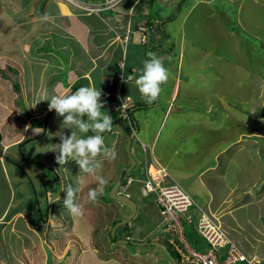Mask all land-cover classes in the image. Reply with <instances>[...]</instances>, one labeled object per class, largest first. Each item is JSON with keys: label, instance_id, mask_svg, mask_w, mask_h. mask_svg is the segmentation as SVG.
<instances>
[{"label": "crops", "instance_id": "1", "mask_svg": "<svg viewBox=\"0 0 264 264\" xmlns=\"http://www.w3.org/2000/svg\"><path fill=\"white\" fill-rule=\"evenodd\" d=\"M152 1L122 0L118 4H113L112 7L105 8L107 12L103 16L100 14L102 9L85 10L67 0H42V4L38 5L35 11L31 13L29 11L27 18L18 19L21 20V23L25 21L27 24L35 22V25L34 27L29 25L24 32L20 31L19 34H16L17 38L23 39L27 35L28 38L30 35H33V31L34 33L36 32L35 28L39 30V33L32 42L36 44L34 48H31V42L28 38L27 47L18 46L19 48L15 47L6 52L11 60L7 64V67L13 73L18 72L21 90L17 89V92H19L16 98L14 95V97L7 95L9 99L4 102L10 104L7 107L10 108V111L7 109L9 111H7L8 115L17 117V121L20 117L22 121L19 120L20 129L11 137L8 136L10 137L8 140H5L6 135L4 136L5 139H3V134L0 132V178L3 177L4 183L9 184L14 191L15 187L20 186L21 179H27L26 177L31 178L34 183L41 181L46 187L47 185L50 186V183L54 181H51L46 176L48 171L52 170L56 172L57 169H61V171L68 169L67 163L61 168L57 162L53 163L54 160L56 161L55 156L58 153L47 150L52 147V144L59 143V138L55 135L58 131H63L67 135L70 134L71 130L62 128L63 117L58 116L55 110L48 109L47 100L40 99L46 96L51 97L52 95L63 94L68 91L74 92L82 86H95L102 91L101 100L105 101L102 111L110 114L113 119L112 130L102 134L104 142L106 146L110 145L108 147L114 149L116 152V157L112 160L103 156L97 158L102 161V169L98 174L104 179V183L100 185L98 199H101L102 204L117 206L115 208L117 212L112 211L113 214L111 213L112 216L109 219H107L108 217L102 219L103 230L98 229V215L94 211L95 208L93 210L88 209L80 216H74L68 212L70 219H65L63 216L59 217V213L63 208L57 205V210L55 211V208L52 207L51 211V203L48 202V212L46 215L50 218L53 215L52 217L54 218L51 220V223L57 222V225L62 226L60 229H71L73 232L71 234L78 240L83 241V238H88V245L91 234L98 230L104 232L105 227H107L105 224L109 225V229L106 231L109 236L113 222L122 219L130 212V209L124 211V208L121 206L122 204L119 205L120 203L118 204V202H104L102 200L104 187L109 186L110 188V184H113L120 176L121 169L129 165L124 147L126 144V134L122 126L114 124L118 118L109 107V102L112 100L111 87L118 72V62L122 58H124L129 76L134 78L138 75L137 70L143 67V61L149 58V53H155L163 59L164 66L169 71V78L165 84L161 85L162 91L157 101L152 104L146 103L142 99L132 78L122 84V95L130 102L129 108L132 111L133 120L136 125L137 140L144 144L148 160L152 161L155 165L165 168L195 202L199 206L204 207L205 211L218 221V217L220 216L221 218L223 215L222 219L228 222L235 221L233 216L231 217V215H235V211L231 210L230 200L236 197L233 192L240 189V192L235 193L238 197V209L241 210L243 206L250 207L254 205L252 200H255L257 203L256 208L251 209V211L253 216L258 217L257 226L264 233V219L262 218L264 215V188H262V185L264 186V183H262L260 188H257L256 182L248 179V175H245L244 181L240 180L241 186L235 184V181L234 185H228L224 180L227 172L220 168L221 164L219 161V156L231 148H235L232 150L234 153L236 151L242 152V147L245 149L244 145L247 146L246 142H250V145L254 149L257 147L258 151L264 147V130L261 128L264 118V105H259L258 103L262 96L261 90H264V53L251 51L252 48H244L243 51L246 52L244 54L248 53L249 55L242 58V54H240L239 64L236 62L237 55L230 54L231 59L234 60V62H231L212 53L214 45H217L212 39L216 38L220 44L219 34L224 33L221 34L224 39L221 42L224 44L223 46H226L229 41L233 43L234 49L232 52L239 49L238 39L242 38V34H240L239 29L233 22L225 21L229 12L228 7L219 3L218 7H210V14L206 10V18H193L192 28L187 27L186 29L188 21L192 19L189 18L190 12H192L195 6L204 3H214L215 0H193L188 5L183 0L180 9L182 18H178V16L169 18L180 0H164V4L163 0H155L157 7H159L155 12L156 15L152 16L153 18H149L147 10L150 8L149 6L152 4ZM250 1L254 4L258 3V0ZM242 2L243 0L239 1L240 6H242ZM96 3L88 5L97 8L98 4ZM39 9L41 10L38 11ZM66 12L67 14H64ZM167 13H170L169 16L165 15ZM199 14L204 15L205 9L199 12ZM17 18H19L18 15ZM39 21H42L44 27H39ZM175 22H178L177 28L172 26ZM165 23L169 25L170 30L178 32L173 40L172 35L167 30L164 31ZM222 24H226V26L223 27ZM201 25L205 27L202 37L210 41L211 45L204 47L197 45V42L200 41V32L196 28ZM182 26L183 29H181ZM215 28L220 29V31L217 32ZM188 31L192 33L188 36L190 39L186 37ZM245 32L250 34L253 39H259L260 42L258 43L261 47L264 45V33ZM143 35H145L144 38ZM175 40L177 41V48H174ZM175 49H177L178 57L176 66H173L172 57L168 53L171 51L174 53L173 56H176ZM251 52H255V54L251 55ZM6 54L4 53L5 56ZM186 55L191 60L190 64L185 63ZM210 55L213 57H209ZM246 59L249 60V63H245ZM199 60L200 62H198ZM184 70H186L185 77L182 75V71ZM229 72H232L231 74L237 78L234 86H244L243 88L246 89L245 97L250 96V98H247L248 103L245 100L246 107L240 106L243 101L242 98L235 102L234 96L226 99V96L221 94L222 87L219 86L224 84H220V80L223 79L225 81ZM214 74H216L215 77ZM212 78L213 80H211ZM193 80H198V84L193 86L191 84ZM211 85H213L211 87V93L214 95L213 100L209 97L206 98L204 106L191 105L187 101L191 98V94L196 91L195 88L198 89L200 86L208 87ZM253 87L257 89L254 90ZM180 90L181 95L178 96ZM18 97L21 99V105H17ZM179 97L181 101L176 103V99ZM213 102L217 106L213 105ZM1 106L5 110L4 107L7 105L2 103ZM214 109H217V115L215 114L216 112L214 115L212 114ZM240 111L244 115L243 119L239 118ZM0 118L5 119L4 117ZM240 120L243 122L239 124L238 121ZM225 127L230 128L228 132H226ZM73 130L77 131L78 136L85 135L76 129ZM90 134L88 133V135ZM108 138H110L109 141ZM138 141L135 144L132 143L131 153L136 160V164L139 159L141 160L142 175L135 168L134 170L137 172L135 175H128L131 183L123 187V192H126L125 190H128L132 186V183H138L140 186L141 180L145 177V159L143 151L138 150L139 147L142 149ZM262 141L263 143L261 144ZM41 148L45 149V156H49V158L51 156V162L42 165V167H34L32 164L26 165L23 169L19 161L21 151L25 150L26 153L36 154ZM183 149H187L191 153L189 162L186 165L176 163L177 161H175V157ZM208 149L213 150V152H209ZM9 151H13L14 153L12 152L8 155ZM244 154L249 153L245 151ZM3 155H6L7 158ZM38 156H44V154H38ZM243 157L248 159V167L251 165V162H256V160H250L249 156L244 155ZM25 158L26 160H30L29 163L39 162L36 157ZM237 159L239 158H227L225 165L223 166L222 164L223 168L227 169L230 167L232 168L231 172L235 174ZM207 161L210 163H206ZM8 166H14V173L9 171L10 167L8 168ZM200 166H203L202 170H199ZM257 166L260 167V163ZM74 168L78 172L77 180L80 182L79 187L82 188L83 183L88 181L97 180L96 175L84 174L76 164H74ZM170 169L178 174L185 175L186 179L194 176L190 183L193 184L191 189L189 190L184 186L182 181L175 178L169 171ZM24 170H26L25 173ZM181 175H178V177ZM57 177L58 181H60V176ZM254 190L258 193H255L256 191L252 193ZM51 191L47 190L45 192L47 195L51 193L52 199L57 203L55 201L57 196L54 194L57 191L54 186ZM136 193L138 197V202H136L137 212L138 208L142 210L148 204L152 206H147L146 208L153 210L149 213L146 212L148 218L158 213L153 195L146 197L143 196L141 191L134 190L133 194ZM200 198L202 200L201 203L199 202ZM20 199L23 203L24 197L20 196ZM47 201H50L49 198ZM22 207L24 208V206ZM29 207H32V203H29V206L26 205V211L28 212L30 221H35L34 217L30 216L31 211H29ZM121 212L122 214H120ZM4 213L5 208L3 211L0 210V219L4 218L5 221H11L9 214L6 212L4 216ZM35 214L38 215V211H34L33 215L35 216ZM96 224L98 225L96 226ZM7 226H9L7 223L2 225V227ZM144 228L146 236L137 238V240L147 239L152 232L150 224H144ZM11 231L12 233L10 234L14 235L13 229ZM126 231L124 230V232ZM150 239L157 240L154 237ZM247 254L264 259V253L255 254L247 252ZM135 255L138 256L140 254ZM83 257L91 261L90 263L92 264L101 263L99 258L96 257L95 248H93V251H84L81 258ZM103 261L106 260L103 259Z\"/></svg>", "mask_w": 264, "mask_h": 264}, {"label": "rangeland", "instance_id": "2", "mask_svg": "<svg viewBox=\"0 0 264 264\" xmlns=\"http://www.w3.org/2000/svg\"><path fill=\"white\" fill-rule=\"evenodd\" d=\"M80 4L84 5L85 7H91L88 4L93 5L94 2H97V9H102L100 14L103 16L106 15V10L105 8L112 7L113 4H118L122 0H76ZM193 0H185L186 5L188 3H191ZM240 0H215L214 3H204L200 5H196L195 8L190 12V17L192 18L190 21H188L186 25L187 27L192 28L193 26V18H206L207 13L210 14V7L213 6H219V4H222L226 7H228L229 12L227 13V20L226 22H233V24L239 29L240 34H242V38L238 39V50L235 52H232L234 47L233 43L229 41L226 46H223L224 44L221 43L224 41L223 37L221 36V33L219 34V41L216 38L212 39L214 40L217 45H214L212 49V53L218 55L219 57L229 60L231 62H234L233 59H231L230 54L232 55H237L238 58H236V62L239 64L240 63V54H242V58L247 57V54L245 51H243L244 48H252L251 51H260L261 53H264V45H261L258 43L260 42L259 39H256L248 34L245 31H254V32H260L264 33V0H258L257 4H254L250 0H243L242 6H240L239 3ZM42 4V0H0V117H4L5 119L0 118V132L3 134V139L8 140L14 133H17V130L20 129L19 126V120L20 117L17 121V117L15 116H9L8 112L10 111V108H7L10 106L9 103H5L4 101L9 99L10 95L11 97L15 98L17 97V93L21 90V87L19 85V77H18V72L13 73L12 70L8 69V65L10 60V56L6 54V52H9V50L15 47H20V46H26L28 45V41L30 39L31 42V48H34L36 45L33 40L36 39V35L39 33V30H36L33 35H30L28 38H17L16 34H19L20 31H23L27 29L29 25L33 26L35 25V22L32 23H26L23 22L21 23V20H18L20 18H27L32 11L36 10V7L38 5ZM164 4V0H163ZM88 5V6H87ZM164 6V5H163ZM94 7V6H93ZM147 10V16L154 17L156 15V11L158 10L156 1L153 0L152 4L149 6ZM187 7V6H186ZM223 7V8H226ZM185 9V8H184ZM205 9V14L200 15L199 12L203 11ZM39 9L38 11H40ZM212 11H214L212 9ZM177 14L178 18H182V13ZM36 14V13H35ZM64 14H67L64 13ZM170 13H167L165 15L169 16ZM17 15L19 18H17ZM39 15V13H38ZM164 15V16H165ZM15 16V17H14ZM30 17V16H29ZM152 17V18H153ZM38 18V17H37ZM164 18V17H163ZM175 18V17H172ZM225 18V17H224ZM20 21V23H19ZM39 27H44V24H42V21H39L38 23ZM165 29L164 31L167 30L168 33L172 35V40L174 37H176V34L178 33L176 30H170L169 25L166 23L164 24ZM171 25V24H170ZM178 22H175V24H172L174 28H177ZM223 27L226 26V24H222ZM232 26V25H231ZM183 29V26L182 28ZM200 32L199 38L200 41L197 42L198 46L204 47L207 45H211L210 41L203 39L202 33H204L203 30H205L204 26H199L196 28ZM215 30L218 32L220 29L215 28ZM174 33V34H173ZM191 31H188L186 34L187 39L189 35H191ZM227 34V33H226ZM252 37V38H251ZM18 47V48H19ZM147 47V46H146ZM174 48H177V41L175 40L174 42ZM175 55L173 56L174 53L169 51L168 55L172 57V65L176 66L177 64V49H175ZM167 51V49H166ZM255 52H251V55L255 54ZM6 54V56L4 55ZM246 55V56H245ZM210 55L209 57H211ZM201 57V55H200ZM213 57V56H212ZM6 61V62H5ZM190 59L187 58L186 55V60L185 63L190 64ZM203 61V60H201ZM200 62V60L198 61ZM245 63H249V60H245ZM6 64V65H5ZM232 72L228 73V77L225 78V81L223 79L220 80V85L219 87H222L221 89V94H224L226 96V99H230L232 96H234V100L239 101L240 98H242V103L240 106L246 107L245 105V100L250 96H246V89L243 87H235V81L237 80L236 77L231 74ZM186 70L182 71V75L185 77ZM195 74V73H194ZM216 74H214L215 77ZM193 79V78H192ZM195 79V77H194ZM213 80V78L211 79ZM217 80V79H216ZM15 82L17 85H15ZM234 83V84H233ZM191 84L193 86L198 84V80L192 81ZM226 85V86H225ZM239 85V83H238ZM202 87L200 86L198 89L195 88V92L191 94V98H189L187 101L191 105H201L204 106V101L206 98H210L211 100L214 99V95H212V87ZM211 88V89H210ZM17 89L19 90L17 92ZM112 89V87H111ZM253 89H257L253 87ZM261 98L260 101H258L259 105H264V90H261ZM111 93V92H110ZM14 95V96H13ZM181 95V90L178 93V96ZM190 97V94H189ZM3 99V100H2ZM181 101V98L179 97L176 99V103H179ZM249 101L247 100L246 103ZM7 105L5 106V110L1 106V104ZM110 103V102H109ZM130 103V102H129ZM21 99L18 97L17 99V105H21ZM213 105L217 106L216 103L213 102ZM9 109V111L7 110ZM217 109H214V113L216 112ZM8 111V112H7ZM238 113V112H237ZM216 115L218 114L217 112L215 113ZM239 118L243 119L244 115L240 111L239 112ZM22 121V120H20ZM243 121H238V123H242ZM16 124V125H15ZM139 124V122H137ZM231 127V126H230ZM17 128V129H16ZM233 128V127H231ZM262 130H264V118L262 120L261 124ZM229 127H225L226 132H228ZM234 129V128H233ZM6 135V136H5ZM5 136V137H4ZM10 136V137H8ZM110 138H108L109 141ZM137 142L135 139L133 140V144ZM247 146L244 145V148L242 147V152H233L232 150L235 148H231L227 152H223L219 156V161H220V168L223 169V171L227 172V176L224 179L228 185H234L239 184L240 185V180L242 179L244 181L245 175H248V179H252L253 181L256 182L258 185L257 188H260L262 183H264V147L262 150L258 151V148L255 147V149L250 145V142H246ZM263 141L261 142V144ZM34 145V144H33ZM28 146V145H26ZM110 146V145H108ZM125 147V145H124ZM139 147V146H138ZM120 148V147H119ZM15 149V148H13ZM12 149V150H13ZM138 150L142 152V149L139 147ZM209 152H213V150L208 149ZM248 152L249 154H244ZM13 151H9L7 154H11ZM45 149L41 148V150L36 153H26L25 150L21 151L19 161L21 162V167L24 169L26 165H33L34 167H42L44 164H49L51 162V156H45L46 154L44 153ZM14 153V152H13ZM38 154H44V156H38ZM190 151L187 149L180 150L179 154L175 157L176 163L179 164H184L186 165L189 162L190 158ZM249 156L250 160L256 162H251V165L248 167L247 158H244L243 156ZM6 157V155H3ZM38 156V157H37ZM254 156V158H252ZM25 157H36L39 160V164L37 162H31L29 163V159L26 160ZM237 159V166H236V172L235 174L231 172L232 168L228 167L227 169L223 168L225 165V161L227 158L229 159ZM7 158V157H6ZM99 158V157H97ZM112 160V159H110ZM129 160V158H128ZM37 161V160H35ZM174 161V162H175ZM56 161L54 160L53 163ZM129 162V161H128ZM213 162V161H211ZM232 162V161H231ZM210 163V162H206ZM260 163V167L257 166V164ZM8 164V163H7ZM74 161H68V169H64L61 171V169H57L56 172L54 171H48L46 173V176L53 181V183H50V186H44L41 181L33 182L31 178L26 177L27 179H21V184L18 187H15V191L11 189L9 184L4 183L3 177L0 178V210L3 211L5 208V213L6 212L9 214L11 217V221H5V219H0V264H92L90 263L91 261L86 260L85 257H82V254L84 251H93V248L96 249V257L99 258L101 263L99 264H170L169 261L166 259V257L162 254V252L155 248V247H146V246H134V245H121L110 239L106 231L109 229V225L105 224L106 229L103 230L104 225L102 224V219H109L110 216H112L113 212H117L115 208L117 206H110V205H105L102 204L101 199H98L93 203L89 202L85 199L86 194L90 188H95L98 191H100V183L96 181H88L86 183H83V187L78 194V202L81 204L83 208V212L87 211L88 209H91L96 212L98 215L97 217V223L99 224L97 232H94L91 234L90 238V243L88 245V238H83V241L78 240L77 238L73 237V232L71 229L65 230L61 229L62 226L57 225L58 223H51V220L54 218L51 216H47L48 212V202L50 204V210L52 211V207L55 208V211L57 210V205L63 208L62 211H60V216H63L65 219H70V216L68 214V209L64 208L63 206V199L66 195L64 191L61 190V187H65L67 185H72L73 187L79 186L77 184V176L78 172L74 168ZM223 164V166H222ZM262 164V166H261ZM10 166H8L9 168ZM62 166L60 165V168ZM143 167V166H142ZM247 167V169H246ZM137 169L139 173L142 172L141 168V160L139 159L136 166L134 169ZM219 168V169H220ZM132 170L129 174L130 175H135L136 170ZM203 166L199 167V170H202ZM9 171L11 173H14V166H11L9 168ZM20 171V169H19ZM26 170H24L25 173ZM154 172V168L151 170ZM171 174L182 181L185 187H187L189 190L193 186V184H190L194 178V176H190L188 179H186L185 175L178 174L171 169L169 170ZM85 174V173H84ZM142 175V173H141ZM178 175H181L178 177ZM22 176V175H21ZM60 176V181H58V177ZM58 181V182H57ZM93 181V182H92ZM13 183V182H12ZM109 185V184H107ZM54 188L56 189L57 192L56 194L57 199L55 200L57 203L54 202V199H52L51 193L46 194L47 190L49 192H52L51 190ZM112 186V183L110 184ZM241 186V185H240ZM221 188V186H219ZM111 188V187H110ZM109 186L104 187L103 193L104 196L102 200L104 202H111V198L109 197ZM262 188L264 186L262 185ZM143 190V186H139L138 183H132V186L128 189L125 190L126 192L124 193H130V197L134 199L136 202H138V197L137 193L133 194L134 190L141 191ZM120 190L124 191L122 184L120 185ZM46 191V192H45ZM234 191V190H233ZM241 190H235L233 194L236 196L235 198H232L230 200V206L231 210L233 212L235 211V215L233 216V219L235 221H226L222 219V216L218 217L220 224H221V229L228 234V236L231 238L233 242H235L242 250H244L246 253H264V233H262V229L258 227V222L257 219L258 217L253 216L251 209H255L257 203L255 200H252L254 205L252 206H243L241 210L238 209V197L235 194L236 192H240ZM256 190L252 191L255 192ZM142 193V192H141ZM255 193H258L257 191ZM260 193V192H259ZM17 194V195H16ZM23 196V203L21 202L20 196ZM149 194H143V196H149ZM233 195V196H234ZM63 196V198H62ZM61 197V200H60ZM264 197V193H263ZM49 198L50 201H47ZM9 201V202H8ZM116 202V201H115ZM199 202L201 203L202 200L200 198ZM29 203H32V207H29L30 216H33L35 221H30L28 212L26 211V205L29 206ZM26 204V205H25ZM119 204V203H118ZM139 204V203H138ZM54 205V206H53ZM121 205V204H119ZM16 206V208H14ZM24 206V208L22 207ZM122 208H124V211L130 209L129 206L121 205ZM147 206H152L148 205ZM139 207V205H138ZM143 208L142 210H139L132 220V223L128 224L126 229V232L123 231L124 226H119L116 230L117 237L129 235L130 237L134 238H142L146 236L145 234V228L144 224H150L152 228V232L149 234L148 238H156L157 240L162 241L168 248L169 250L175 255L177 259H179L176 251L174 250V245L169 242L167 244V237L169 234H162V227L165 226V223L162 221L161 217L158 215L159 213H156L153 216H150V218L147 217L146 212H152L153 210H149L148 208ZM157 207V206H156ZM36 209V210H35ZM146 209V211H145ZM229 209V208H228ZM227 209V211H229ZM148 210V211H147ZM230 210V211H231ZM18 211V212H17ZM34 211H38V215L34 214ZM59 211V210H58ZM113 211V212H112ZM158 212V210H157ZM232 212V211H231ZM32 213V214H31ZM112 213V214H111ZM119 214V213H118ZM122 214V212L120 213ZM119 214V216H120ZM3 216V217H4ZM59 216V217H60ZM100 216V218H99ZM38 217V218H35ZM101 221H99L98 220ZM197 217H194V219ZM264 219V215L262 216ZM3 220V221H2ZM105 223V221H103ZM234 222V223H233ZM4 223H7L9 226L7 227H2ZM116 223V222H115ZM114 223V224H115ZM217 223V222H215ZM96 224V226L98 225ZM112 225V227L114 226ZM67 226H69L67 224ZM131 226V227H130ZM182 226H183V231H184V237L186 243H183L184 241H180L179 238H177L176 235H171L170 239L173 240L174 244H177V240L182 243V249L181 252L187 254V250L192 249L197 252L204 253L207 250V247L204 246V243L201 242V240L198 237L197 232H193L192 229L189 227L188 223L183 219L182 220ZM111 227V228H112ZM11 229H13V234ZM59 230V231H58ZM103 232V233H102ZM173 232V231H171ZM72 233V234H71ZM82 235V233H81ZM89 237V236H88ZM90 246V247H89ZM93 247V248H92ZM126 248V249H125ZM128 250V251H127ZM137 250L136 252H133ZM133 253H131V252ZM139 251V252H138ZM135 254H140V255H135ZM135 257V258H134ZM106 260V261H103ZM99 262V261H98ZM98 264V263H96Z\"/></svg>", "mask_w": 264, "mask_h": 264}, {"label": "clouds", "instance_id": "3", "mask_svg": "<svg viewBox=\"0 0 264 264\" xmlns=\"http://www.w3.org/2000/svg\"><path fill=\"white\" fill-rule=\"evenodd\" d=\"M121 68H123V66H121ZM137 71L138 75L134 78H130L134 79L135 85L142 99H144L146 103L152 104L158 100L162 91L161 85L167 82L169 78V71L164 66L163 59L157 56L155 53H149V58L143 61V67ZM101 96L102 91L97 89L95 86H82L76 89L74 92L68 91L63 94L52 95L51 97L46 96L40 100H47L48 109L55 110V113L58 116L63 117L62 128H68L71 130L70 134L67 135L63 131H58L55 135L59 138V143L52 144V147L47 151L58 153L55 156V159L59 165L64 166L68 161H74L83 173L96 175L97 181L100 184H103L104 179L98 174L102 169V161L98 160L97 157L103 156L105 158L115 159L116 152L114 149H111L105 145L104 136L102 135L104 132L112 130L113 119L110 114L102 111L105 101L101 100ZM131 117L133 120V116ZM117 120H120L122 125L128 128L121 119L118 118ZM133 123L135 132H132V142L134 139L138 141L134 120ZM73 129H76L85 135L78 136L77 131ZM128 130L131 132L129 128ZM88 133L91 134L88 135ZM128 175H126V177L120 183V185L122 184L123 187L131 183V179L128 178ZM79 183L80 182H78V185ZM140 185L142 186L141 182ZM61 190L66 193L63 199V206L68 209L71 215H82L83 208L78 202V194L81 191L80 187L67 185L65 187H61ZM119 192L124 193L122 190H120V186ZM141 192L143 193L142 189ZM99 194L100 193L97 189L90 188L85 199L94 203L97 200ZM126 194L130 196L129 193ZM177 261L180 264V257L177 259Z\"/></svg>", "mask_w": 264, "mask_h": 264}, {"label": "built area", "instance_id": "4", "mask_svg": "<svg viewBox=\"0 0 264 264\" xmlns=\"http://www.w3.org/2000/svg\"><path fill=\"white\" fill-rule=\"evenodd\" d=\"M67 1L82 9H97L85 7L74 0ZM144 37L145 35H143ZM128 80L131 79L124 58H122L118 62V72L112 85V100L109 107L134 133L135 127L129 112V102L122 95V84ZM139 143L145 159V177L141 180L142 191L146 194H153L158 213L165 223L163 230L166 233L176 235L180 241L186 243L182 226L184 219L210 245L204 253L192 250L190 247L187 250L188 255H186L181 252L182 243L177 240V244H174L173 240L169 238V242L174 245V249L180 257V264H264L263 258L244 252L221 227H219L221 232L215 231L214 226L218 225L215 223L217 222L216 219L206 212L204 207L199 206L165 168L148 160L144 144ZM152 168H154V172L151 171ZM194 217L197 218L194 219Z\"/></svg>", "mask_w": 264, "mask_h": 264}, {"label": "water", "instance_id": "5", "mask_svg": "<svg viewBox=\"0 0 264 264\" xmlns=\"http://www.w3.org/2000/svg\"><path fill=\"white\" fill-rule=\"evenodd\" d=\"M114 124H117L119 126H122L123 131L126 134V144H125V150L127 153V156L129 158V165L126 167H123L120 172V176L116 179V181L112 184L110 190H109V197L112 200H116L118 203L122 205H127L130 207V212L124 216L122 219L118 220L114 226L110 230V238L115 241L118 244L121 245H134V246H143L148 245L151 247H155L159 249L164 256L167 258L170 264H179L177 259L174 257V255L171 253L169 248L162 243L159 240H136L132 238H117L116 236V229L119 226L129 224L131 219L135 217L137 212V203L126 193L119 192V186L121 181L128 175L132 169L134 168L136 164V160L133 158L131 154V143L133 139V133L129 132L128 128L122 125L120 120H116Z\"/></svg>", "mask_w": 264, "mask_h": 264}, {"label": "trees", "instance_id": "6", "mask_svg": "<svg viewBox=\"0 0 264 264\" xmlns=\"http://www.w3.org/2000/svg\"><path fill=\"white\" fill-rule=\"evenodd\" d=\"M182 3H183V0H180V2L178 3V5H177V7L175 8V10L173 11V13H172V15L169 17V18H172V17H176L177 16V14L179 13V11H180V9H181V7H182ZM166 53V52H165ZM115 82V81H114ZM113 82V83H114ZM15 85H16V83H15ZM129 112H130V114H131V116H132V111L131 110H129ZM115 222H117V221H114L113 222V224L115 223ZM127 225L128 224H126V225H122V226H124V228H123V231L126 229V227H127ZM189 225V227L192 229V231L193 232H197L196 231V229L195 228H192V226L190 225V224H188ZM117 230V229H116ZM116 233V232H115ZM169 234V236L167 237V244H168V239L170 238V236L172 235L171 233H168ZM197 234H198V237H199V239L201 240V242H203L204 243V246H206V247H210V245L202 238V236L201 235H199V233L197 232ZM129 235H125V236H121V237H124V238H129L128 237ZM109 237H110V232H109ZM115 237H117V234H116V236ZM118 238V237H117ZM111 239V238H110ZM145 240H150V238H147V239H145ZM170 249V248H169ZM175 250V249H174ZM172 253V252H171ZM163 254V253H162ZM173 254V253H172ZM164 255V254H163ZM174 255V254H173ZM175 256V255H174Z\"/></svg>", "mask_w": 264, "mask_h": 264}, {"label": "bare ground", "instance_id": "7", "mask_svg": "<svg viewBox=\"0 0 264 264\" xmlns=\"http://www.w3.org/2000/svg\"><path fill=\"white\" fill-rule=\"evenodd\" d=\"M84 6V5H83ZM85 10H87V9H85ZM153 169V168H152ZM151 169V170H152ZM65 208V207H64ZM59 216H60V214H59ZM217 224L219 225H217V226H214V230L215 231H217V232H221V230H220V228L219 227H221V224H220V222L219 221H217ZM70 228V227H69ZM61 230V229H60ZM59 231V230H58Z\"/></svg>", "mask_w": 264, "mask_h": 264}, {"label": "flooded vegetation", "instance_id": "8", "mask_svg": "<svg viewBox=\"0 0 264 264\" xmlns=\"http://www.w3.org/2000/svg\"><path fill=\"white\" fill-rule=\"evenodd\" d=\"M115 181H116V180H115ZM115 181H114V182H115ZM114 182H113V183H114ZM126 206H127V205H126ZM135 216H136V215H135ZM132 219H134V218H132ZM132 219H131V221H132ZM131 221H130V222H131ZM163 228H164V227H162V231H163L162 234H163V233L166 234V231H164ZM132 239H136V240H137V238H132ZM150 240H152V239H150ZM146 241H147V240H146ZM144 246L148 247V245H144ZM150 247H151V246H150Z\"/></svg>", "mask_w": 264, "mask_h": 264}]
</instances>
